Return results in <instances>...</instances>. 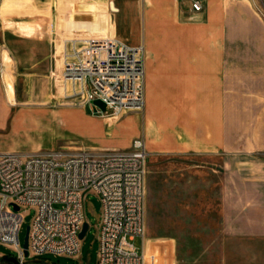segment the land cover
<instances>
[{"label":"crops","instance_id":"obj_1","mask_svg":"<svg viewBox=\"0 0 264 264\" xmlns=\"http://www.w3.org/2000/svg\"><path fill=\"white\" fill-rule=\"evenodd\" d=\"M55 1L62 34L115 35V0H95V10L90 0ZM167 1L150 0L145 7L142 114L130 115L110 135L89 112L96 100L73 116L81 134L102 146L130 145L141 136L150 155L203 156L209 165L202 166L213 173L218 165L224 264L234 257L239 264H264V22L247 0H204L199 12L190 0L182 12L170 10ZM46 3L48 11L35 16L49 15ZM2 23L0 65L12 62L25 76L46 70L53 77L65 49L62 41L57 47L56 31L35 34L43 27L30 19Z\"/></svg>","mask_w":264,"mask_h":264},{"label":"built area","instance_id":"obj_2","mask_svg":"<svg viewBox=\"0 0 264 264\" xmlns=\"http://www.w3.org/2000/svg\"><path fill=\"white\" fill-rule=\"evenodd\" d=\"M190 1L194 11L204 9V0ZM62 42V67L53 78L61 74L70 81L76 87L72 94L81 95L87 104L101 100L113 114L143 109V44L131 45L115 36ZM56 44L61 47L57 39ZM149 155L143 137L119 149L0 151V243L17 252L19 264H48L29 260L42 253L80 256L86 202L94 193L102 203L96 224L97 264H159L156 254L147 257L145 248ZM27 208L35 209L28 254L19 237ZM136 237L142 238L141 250Z\"/></svg>","mask_w":264,"mask_h":264},{"label":"rangeland","instance_id":"obj_3","mask_svg":"<svg viewBox=\"0 0 264 264\" xmlns=\"http://www.w3.org/2000/svg\"><path fill=\"white\" fill-rule=\"evenodd\" d=\"M47 1L0 0V26L2 21L10 18L30 19L43 27L35 34L53 29L56 31L55 38L58 43L63 41L61 35L74 36L69 32L62 34L63 30L58 27L60 16L55 9V0H50L52 4L50 3L49 15L42 16L43 18L35 16L41 10L48 11ZM185 1L188 2L168 0L165 5L170 10L182 12L187 9ZM247 1L256 16L264 22V0ZM148 4L150 0H115L118 10H112V19H117L118 23L117 26L115 24L113 36L131 45L143 44L146 50L144 19L145 7ZM97 5V1H89L91 10H95ZM180 19L184 20L186 16ZM68 50L72 51L71 44H68ZM144 60L146 70V51ZM12 64L4 61V65H0V151L32 153L48 152L61 147L80 149L93 146L100 149H119L131 146L132 142L126 146H102L85 138L73 115L79 110H89L81 95L72 94L70 81L67 82L69 90L65 95L61 90L60 80L57 82V78L47 76L46 70L43 76L35 73L25 76L21 74L22 68ZM59 76L62 77L61 74H58ZM94 104L97 109L89 112L98 115L99 120L106 125L108 135L113 132L115 126L120 127V124L127 122L130 115H141L145 107L144 105L139 111L113 114L104 102L96 100ZM203 158L206 157L193 154H159L148 157L145 239L148 246L147 257L156 254L159 264L225 262L221 231V168L217 165L218 172H209L208 168L202 166L209 165L201 162ZM101 206L99 196L89 193L86 202L89 229L82 239L80 256L42 253L29 260L48 264H97L99 241L96 236V224ZM23 211L25 218L19 233L22 244L35 209L27 208ZM134 243L141 250L142 238L136 237ZM16 257V251L0 243V264H19ZM239 262V258L232 259V264Z\"/></svg>","mask_w":264,"mask_h":264},{"label":"bare ground","instance_id":"obj_4","mask_svg":"<svg viewBox=\"0 0 264 264\" xmlns=\"http://www.w3.org/2000/svg\"><path fill=\"white\" fill-rule=\"evenodd\" d=\"M110 36H113V35H111V34H103V35H93V36H87V37H66L64 40H67L69 38H71V39L99 38L100 39V38H106V37H110ZM58 79L61 82V84H60L61 90H62V92H65V95H66L67 94L66 92H68V90H69L67 81L64 78L60 77V76L58 77ZM74 88H76V87L71 84V89H74Z\"/></svg>","mask_w":264,"mask_h":264},{"label":"water","instance_id":"obj_5","mask_svg":"<svg viewBox=\"0 0 264 264\" xmlns=\"http://www.w3.org/2000/svg\"><path fill=\"white\" fill-rule=\"evenodd\" d=\"M16 208H18L17 205H15ZM89 229V223L85 222L83 225V228L80 232V237L84 238V236L86 235L87 231ZM28 245H29V226L27 227V231H26V235L24 238V242H23V247L25 248V253L28 254Z\"/></svg>","mask_w":264,"mask_h":264}]
</instances>
